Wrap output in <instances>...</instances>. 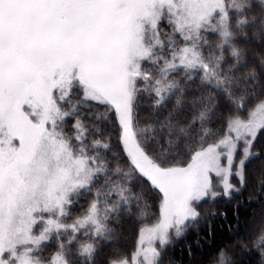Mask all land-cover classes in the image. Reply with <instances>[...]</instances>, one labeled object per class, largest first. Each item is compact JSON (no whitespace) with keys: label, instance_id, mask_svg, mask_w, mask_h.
I'll list each match as a JSON object with an SVG mask.
<instances>
[{"label":"snow or ice","instance_id":"obj_1","mask_svg":"<svg viewBox=\"0 0 264 264\" xmlns=\"http://www.w3.org/2000/svg\"><path fill=\"white\" fill-rule=\"evenodd\" d=\"M181 242L264 264V0H0V264Z\"/></svg>","mask_w":264,"mask_h":264},{"label":"trees","instance_id":"obj_2","mask_svg":"<svg viewBox=\"0 0 264 264\" xmlns=\"http://www.w3.org/2000/svg\"><path fill=\"white\" fill-rule=\"evenodd\" d=\"M222 210L229 211V216H231V212L229 210V207H225ZM228 223H234V221L229 220ZM214 224L216 226V235L217 236H219L221 234H226V228L220 227V225L225 224V221L223 220V218L221 216L216 217ZM191 240H192V238H190L188 242L190 243ZM183 249H184V242H181L172 250V255L177 261H183V264H188L189 257L183 252ZM207 250L208 249L205 247L204 251H207Z\"/></svg>","mask_w":264,"mask_h":264}]
</instances>
